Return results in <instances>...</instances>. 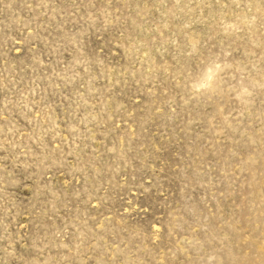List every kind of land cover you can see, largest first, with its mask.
Listing matches in <instances>:
<instances>
[{
  "label": "rangeland",
  "instance_id": "1",
  "mask_svg": "<svg viewBox=\"0 0 264 264\" xmlns=\"http://www.w3.org/2000/svg\"><path fill=\"white\" fill-rule=\"evenodd\" d=\"M0 264H264V0H0Z\"/></svg>",
  "mask_w": 264,
  "mask_h": 264
}]
</instances>
